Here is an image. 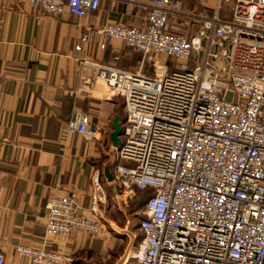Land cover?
<instances>
[{
    "label": "built area",
    "instance_id": "obj_1",
    "mask_svg": "<svg viewBox=\"0 0 264 264\" xmlns=\"http://www.w3.org/2000/svg\"><path fill=\"white\" fill-rule=\"evenodd\" d=\"M103 1L27 0L80 19ZM115 1L146 11L145 23L88 28L75 49L120 40L142 56L136 72L95 65L126 110L114 200L128 207L151 191L135 264H264V0H215L198 11L180 0ZM66 131L92 140L98 128L82 115ZM101 177H93L88 215L71 195L50 198L47 237L100 235L108 204ZM16 255L24 264L72 262L46 245H19ZM0 264H8L1 252Z\"/></svg>",
    "mask_w": 264,
    "mask_h": 264
},
{
    "label": "crops",
    "instance_id": "obj_2",
    "mask_svg": "<svg viewBox=\"0 0 264 264\" xmlns=\"http://www.w3.org/2000/svg\"><path fill=\"white\" fill-rule=\"evenodd\" d=\"M180 1L189 11L215 7V0ZM146 16L115 0L103 1L98 12L81 19L67 12L48 15L27 0H0V252L8 264H24L16 255L19 245L60 251L72 261L62 264H92L85 258L96 244L85 235L46 236V206L53 195H71L79 212L90 214L97 171L108 204L115 202L117 188L109 191L115 177L110 181L105 172L117 165L112 135L126 110L123 99L110 95L97 78L95 65L136 72L142 56L120 40L105 50L95 40L81 52L75 48L88 28L141 26ZM82 115L98 128L92 140L66 131L67 123Z\"/></svg>",
    "mask_w": 264,
    "mask_h": 264
},
{
    "label": "rangeland",
    "instance_id": "obj_3",
    "mask_svg": "<svg viewBox=\"0 0 264 264\" xmlns=\"http://www.w3.org/2000/svg\"><path fill=\"white\" fill-rule=\"evenodd\" d=\"M172 62V59H166ZM119 162L117 161V165ZM117 165L113 167L114 175ZM117 188L111 186L112 190ZM148 194L151 191L147 192ZM145 195L142 193L131 200L129 206L126 207L121 199L110 203L103 212V230L99 236L90 237L85 235L89 240L95 242V251L88 250L85 260L92 264H135L136 254L142 240V234L139 229L141 213L144 208ZM106 246V248H103ZM97 249V250H96ZM101 251V252H100ZM80 259V263H82Z\"/></svg>",
    "mask_w": 264,
    "mask_h": 264
},
{
    "label": "water",
    "instance_id": "obj_4",
    "mask_svg": "<svg viewBox=\"0 0 264 264\" xmlns=\"http://www.w3.org/2000/svg\"><path fill=\"white\" fill-rule=\"evenodd\" d=\"M123 119L122 118H118L116 119L115 123H114V127H115V130H114V133L112 135V141H113V146L115 149L117 150H120L121 148V145H122V139H121V136L123 135ZM106 176L110 179V181H113V175L110 171V168L106 169V172H105ZM140 227V225H139Z\"/></svg>",
    "mask_w": 264,
    "mask_h": 264
},
{
    "label": "trees",
    "instance_id": "obj_5",
    "mask_svg": "<svg viewBox=\"0 0 264 264\" xmlns=\"http://www.w3.org/2000/svg\"><path fill=\"white\" fill-rule=\"evenodd\" d=\"M142 194H144V195H145V199H144V205H145V202H146V200H147V198L149 197V195H150V194H148L147 192H145V193H142Z\"/></svg>",
    "mask_w": 264,
    "mask_h": 264
}]
</instances>
